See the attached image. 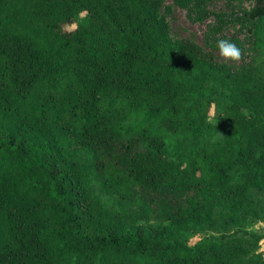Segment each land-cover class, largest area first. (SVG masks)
<instances>
[{
    "label": "trees",
    "instance_id": "16d2710c",
    "mask_svg": "<svg viewBox=\"0 0 264 264\" xmlns=\"http://www.w3.org/2000/svg\"><path fill=\"white\" fill-rule=\"evenodd\" d=\"M247 15L237 70L151 0H0V264H264V0Z\"/></svg>",
    "mask_w": 264,
    "mask_h": 264
},
{
    "label": "rangeland",
    "instance_id": "374dc122",
    "mask_svg": "<svg viewBox=\"0 0 264 264\" xmlns=\"http://www.w3.org/2000/svg\"><path fill=\"white\" fill-rule=\"evenodd\" d=\"M152 3L166 12V17L176 38L187 39L214 61L225 63L233 69H240L251 52L247 38L249 28L248 12L256 5L257 0H151ZM219 39H229L242 50L239 62L225 61L217 48ZM144 198L151 200L147 192ZM161 209L153 211L155 219ZM249 228L262 235L260 250L264 252V220H251Z\"/></svg>",
    "mask_w": 264,
    "mask_h": 264
},
{
    "label": "clouds",
    "instance_id": "9594fccd",
    "mask_svg": "<svg viewBox=\"0 0 264 264\" xmlns=\"http://www.w3.org/2000/svg\"><path fill=\"white\" fill-rule=\"evenodd\" d=\"M217 48L225 61L239 62L242 58V50L229 39H219Z\"/></svg>",
    "mask_w": 264,
    "mask_h": 264
}]
</instances>
